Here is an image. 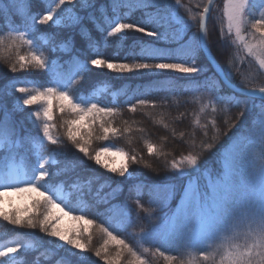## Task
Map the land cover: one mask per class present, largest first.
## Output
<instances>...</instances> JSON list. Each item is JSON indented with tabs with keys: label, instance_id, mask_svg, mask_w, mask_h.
Wrapping results in <instances>:
<instances>
[{
	"label": "trees",
	"instance_id": "obj_1",
	"mask_svg": "<svg viewBox=\"0 0 264 264\" xmlns=\"http://www.w3.org/2000/svg\"><path fill=\"white\" fill-rule=\"evenodd\" d=\"M58 2L59 0H0V29H3L0 31V39H3V43L0 44V119L7 116L10 126L15 129L16 138L23 141L17 151L21 155L31 153L30 158L33 162L36 160L35 153L39 151L38 146L42 141V154L49 159L47 167L53 173L50 186L54 184L55 190L65 195L67 201L71 203L74 217L84 215L87 219L94 220L95 224L88 225L80 220L79 227L72 233L73 238H79L89 247V250L83 254V259H80L75 254L79 250L62 243L58 238L50 237L47 233L40 232L38 228L30 229L26 226L9 224L0 217V250L17 244L21 246L16 253L0 258V264H105L101 257H96L94 254L97 249L101 250L102 255L104 254L107 237L100 231L101 224L143 255L148 264H166V262L159 255H152L151 252L143 253L141 245L151 249L152 252L156 247H161L166 254L176 255L179 258L175 264H180V259L184 264H188L191 256L185 250H177L174 244L161 246L158 238L139 239L142 227L147 230L152 223H159L161 215L159 204L167 192L161 189L152 198L154 202L150 203L147 189H144L139 197L136 190L129 189L130 187L138 189L140 184L154 185L169 182L167 178L171 177L173 172L171 161L174 159L179 161L182 156L189 154L200 157L201 168L196 174L198 177L196 182L201 187L205 186L206 176L214 179L220 170L219 152L229 146L226 144L227 136L224 133L233 135L236 130L230 131L229 128L232 123H236L240 126V131L246 134L253 126L259 109L246 113L239 119L237 117L240 109L231 105H215L216 111H213L208 93L203 89L199 91L196 89L197 82L219 80L202 52L197 57L196 63L205 71L192 74L156 69L140 70L139 73L118 72L109 70L106 66H93L90 60L100 58L113 63L128 64L187 61L190 65L191 61L187 55H165L156 59H144L139 55L140 49L137 48L141 42L145 44L151 42L158 48L175 49L177 47L175 43L157 40L131 30L113 37H107V32L117 20L141 23L149 31L155 29L166 35L169 41L182 37L180 42H187L190 46V38L199 33V17L207 0H180L179 6L176 0H159V8L143 10L133 4L132 8L122 7L116 12L112 11L108 0H98L97 7L100 3H104L106 7L103 14L99 11L95 13L97 17L95 24L84 19L71 27H65L69 23L67 18L73 14L85 16L86 12L81 11L79 3L62 6L63 11H61L56 7ZM224 2L225 0L215 2L207 20L205 35L208 47L225 71H229L231 61L232 84L235 86L241 84V72H243L250 79L248 88L264 87V70H260L255 59L249 57L242 49L239 50L237 57L238 49L231 44L234 34L231 37L227 36V23L223 19ZM51 9H56L60 13V23L56 24L53 21H49L47 25L37 23L36 30L29 29L34 40L33 46L30 47L19 40L16 32H10V29L25 30L26 14L36 15L38 19ZM146 13L151 14L150 21ZM222 28L225 36H221ZM252 31L249 25L243 34L246 38H250L249 33ZM69 40L71 43L68 46L72 48L73 53H78L80 60L89 62V71L79 78V82L72 89V94L77 96L83 93L84 99L89 102L118 109L116 115L106 119L111 120L112 126L120 129L121 132L116 136L110 134L109 139L104 140L99 138L102 136L99 124L94 125L93 135L88 144L89 154L95 155L101 147L112 144L122 148L129 155H136L139 162L136 164L129 162V172H135L132 179H126V175L121 177L118 173L108 174L102 167L96 165L94 160L77 150L67 138L65 122L76 118L68 111L61 112L58 105L55 107L53 119L49 123L53 125L51 134L58 143L51 144L43 138V117L37 120L33 115L35 111H42L43 105L25 107L22 104V99L29 93L34 94L37 89L42 91L44 87L53 85L49 82L46 69L33 67L21 69L17 63V56L29 55L30 51L42 52L45 58L59 60L63 64L69 59V53L62 49L61 45L67 44ZM53 48L55 51H51ZM13 64H16L15 72L11 71ZM20 87L27 88L28 93L17 91ZM224 91L228 92L229 89L225 88ZM140 100L148 103L141 105ZM259 102L257 99L256 103ZM132 105H136L135 112L130 111ZM222 107H227V111H221ZM125 128L131 130L125 133L123 131ZM82 134L86 135V133ZM25 137H30L31 143L24 140ZM214 137L216 139H213ZM240 139L241 136L237 134L233 143L239 142ZM146 142L155 145L158 154L149 155ZM203 143H212L213 148L205 150L202 147ZM182 167L187 168V164H183ZM89 181H91V191L95 193L99 190L100 196L115 189L116 196L111 203L126 206L132 222L129 223L119 210L106 212L109 205H97L96 197L82 196L81 190L88 192ZM185 184H187L186 179L178 181L177 192L168 201L169 207L173 210L179 203V189ZM36 198H38L36 193H9L4 197V203L0 207L9 211L19 209L22 217L26 218V215L32 213H25V210ZM138 199L140 204L152 211L151 220L137 207ZM54 212L56 215L57 209ZM98 212L104 215H99ZM137 214L139 220L136 219ZM84 229L88 231L84 232ZM79 233L83 235H78ZM118 250L115 243L110 241L107 247L109 257H114ZM192 255L198 256L199 253ZM130 259L131 257L124 251L121 264H127ZM200 264H210V262L201 261Z\"/></svg>",
	"mask_w": 264,
	"mask_h": 264
},
{
	"label": "snow or ice",
	"instance_id": "obj_2",
	"mask_svg": "<svg viewBox=\"0 0 264 264\" xmlns=\"http://www.w3.org/2000/svg\"><path fill=\"white\" fill-rule=\"evenodd\" d=\"M79 3L81 11L86 12L85 16L70 15L69 21L65 27H71L75 23H79L84 19L92 21L94 24L97 17V11L102 14L105 11V4L100 3L97 7L98 0H59L57 8L63 11L62 6ZM180 0H176L179 6ZM108 4L113 12L122 7H136L147 10L149 8H159V0H108ZM259 10V18H256V12ZM213 11V0H208V5L203 8V12L199 17V24L202 30L206 27V21L210 18ZM149 21L152 19L151 14ZM61 15L56 9L47 11L46 14L37 19L36 15H25V30L10 29V32H16L18 39L30 47L34 45L29 29L36 30L37 23L39 25H47L49 21L60 23ZM223 19L227 22V36L234 34L231 44L239 50H243L249 57L255 59L260 70H264V0H225L223 5ZM251 26L252 32L249 33L250 38H246L243 34L248 26ZM3 29H0L2 31ZM99 30V29H98ZM128 30L137 33H144L148 37H154L157 40H163L169 43H175V49L158 48L151 42L137 45L140 49L139 55L144 59H156L167 56L187 55L191 61L190 65L187 61L179 63H155L146 62L113 63L100 58L90 60L93 66H106L109 70L118 72L139 73L140 70H173L181 73H201L205 69L196 63V59L201 52L210 56V51L206 39V35L194 34L190 38L191 44L187 42L181 43L182 39L168 40L166 35L161 34L157 30H147L141 23H127L117 20L111 30L107 32V37H113L117 34H125ZM28 36L29 38H25ZM221 36H225L224 29H221ZM106 39V38H105ZM3 39H0V44ZM70 40L67 44H62L61 48L69 53V59L63 64L59 60H51L45 58L43 53L30 51L29 55H18L17 63L21 69L33 67L36 69H46L53 86L44 87L43 90L37 89L34 94L29 93L22 99L25 107L42 104V111H35L37 120L43 117L42 133L51 144H57L58 140L51 134L53 125L49 123L53 119V111L58 105L61 112L68 111L76 117L66 121L67 138L71 141L80 153L95 161L96 165H100L109 172L117 173L126 179H132L135 172H129V162L138 163L136 155H129L123 149L115 148V152L125 157L124 163L120 168L111 167L104 163L101 159L103 154L113 151V146L107 145L97 150L95 155L90 156L88 144L93 135V126L99 124V129L104 140L109 139V135H118L121 130L113 127L111 120L106 119L117 114L118 109L114 107H103L96 102H89L84 99V94L79 93L77 96L72 94V89L79 82V78L89 71V62L80 60L78 53H73L69 47ZM187 48V50H186ZM55 51V48L51 49ZM135 52V50H133ZM214 62V57H211ZM67 65V70H65ZM232 63H229V71L223 68L219 70L221 80H212L210 82H197L196 89H203L209 95V103L213 105V111H216L215 105L237 107L240 109L237 119L243 117L246 113H252L255 109H259L253 121V126L248 132L242 133L240 126L236 123L230 125L229 130L235 129L233 135L229 136L227 132L226 144L232 145L219 152L220 170L215 178L207 177L208 183L201 187L195 181L198 178L197 173L200 171L201 164L198 155L189 154L182 156L179 161H171V169L173 170L171 177H168L167 183L163 184H140L138 189L130 187V191L136 190L137 197L143 194V190L147 189L150 197V203L156 193L161 189L167 192V195L160 201L159 223H152L151 227L145 230L141 228L140 240L145 238L157 239L161 246L174 244L177 250H185L191 256L188 264H200L210 262V264H264V87L259 89H250L249 76L241 72V84L233 86L230 82ZM11 71H16V64L11 66ZM239 71V69H237ZM229 89L225 92L224 89ZM20 93H28V89L20 87L17 89ZM259 99V104L256 103ZM141 105L148 102L140 100ZM154 106V105H153ZM130 111H136V105L130 107ZM221 111H227V107H222ZM84 122V123H82ZM198 123V121H197ZM215 126V121H213ZM167 127V125H165ZM247 128V125L245 126ZM131 129L125 128L123 131L129 132ZM82 133H86L82 134ZM239 134L241 139L239 142L233 143L235 136ZM183 135V133L181 134ZM205 135L207 133L205 132ZM15 129L9 124L7 116L0 119V205L4 203V197L9 193H36V199L25 210V213L31 212V215L22 217L20 210L9 211L4 207H0V217L12 225L26 226L30 229H39L42 233H47L50 237L58 238L65 242L66 245L79 250L75 253L80 259L83 254L89 250L87 243H82L79 238H70L61 232L58 227L59 217L55 215L54 210L59 209L63 215H68L71 208H68L66 197L58 190L55 185L51 184L53 173L47 165L49 159L42 154V141L38 146L39 151L35 153L36 160H31V153L21 155L17 149L21 147L22 140L16 138ZM213 139H216L214 137ZM24 140L31 143L30 137ZM149 155L158 154L155 145L146 142ZM205 150L213 148L212 143H203ZM187 164V168L182 167ZM150 166V165H149ZM244 174V180H238L237 177ZM187 180V184L179 189V203L175 210L169 207L168 201L172 199L177 192V182ZM88 192L81 190L82 196L91 195L96 197V204L109 205L106 212L119 210L129 223L132 222L131 214L127 211L126 206H120L111 203L116 196V190L107 193L104 196L99 195V190L95 193L91 191V181L88 182ZM103 187V185H101ZM59 199V202H58ZM61 204L64 207H61ZM137 207L147 214L149 220L152 218V211L145 208L143 204L137 200ZM68 208V211L64 209ZM41 209L43 212L41 213ZM167 209V210H166ZM154 211V210H153ZM99 215H104L98 212ZM42 216V218H41ZM73 219L85 221L88 225H94L95 221L87 219L84 215H77ZM140 219L139 214L136 217ZM87 232L88 229H84ZM100 231L103 232L107 239L104 244V254L100 249L95 251L96 257H101L105 264H121L123 252L126 251L131 257L127 264H148V261L138 253L133 247L115 235L103 224L100 225ZM78 235H83L79 233ZM91 236L88 241L90 243ZM114 242L119 249L114 257H109L107 247L109 242ZM21 246L5 247L0 250V258L14 254ZM142 247L143 253L159 255L164 259L166 264H175L179 259L176 255H168L161 247H156L155 251ZM199 253L198 256L192 255ZM180 264L184 261L180 259Z\"/></svg>",
	"mask_w": 264,
	"mask_h": 264
},
{
	"label": "rangeland",
	"instance_id": "obj_3",
	"mask_svg": "<svg viewBox=\"0 0 264 264\" xmlns=\"http://www.w3.org/2000/svg\"><path fill=\"white\" fill-rule=\"evenodd\" d=\"M256 18H259V10H258V13L256 14ZM227 23V22H226ZM236 143V142H234ZM111 146H113V151L109 152V153H106V154H103L101 159L104 163H107L109 164L111 167H115V168H120L121 165L124 163L125 161V157L122 156L121 154L119 153H116L115 152V148H120V147H117L115 145H112L110 144ZM107 146V145H106ZM232 145H229L228 148H230ZM104 147V146H103ZM101 147V148H103ZM100 148V149H101ZM122 149V148H120ZM100 166V165H99ZM102 167V166H100ZM108 174H113L112 172H109L107 169H105L104 167H102ZM118 173V172H117ZM127 176V173L125 174ZM208 176H206V184L208 183V179H207ZM246 178V176L244 174H240L238 175L237 179L238 180H244ZM196 182V181H195ZM197 183V182H196ZM205 184V185H206ZM62 194V193H61ZM64 197L65 195L62 194ZM58 202H59V199H58ZM66 202L68 203V208H71V203H69L66 199ZM61 207H64L63 204H61ZM68 208H65L64 210L65 211H68ZM57 217H59V220H58V227L60 228L61 232L65 235H68L70 238H73L72 237V233H74V231L79 227L80 223L73 219L74 217V213H73V209L72 211L69 212L68 215H63L59 209H57V214H56ZM82 225L85 223H83V221H81ZM62 243L65 244V242L61 241Z\"/></svg>",
	"mask_w": 264,
	"mask_h": 264
},
{
	"label": "water",
	"instance_id": "obj_4",
	"mask_svg": "<svg viewBox=\"0 0 264 264\" xmlns=\"http://www.w3.org/2000/svg\"><path fill=\"white\" fill-rule=\"evenodd\" d=\"M217 0H213V6H214V4H215V2H216ZM208 5V0H207V2H206V4H205V6H207ZM204 6V7H205ZM203 12V11H202ZM208 20V19H207ZM206 23H207V21H206ZM201 33H203V34H205V29L204 30H202L201 28H200V24H199V33L198 34H201ZM209 51H210V56H208V55H206L205 53H203V55H204V57H205V59L208 61V63L210 64V66H211V68H212V70H213V72L218 76V78H219V80H221V76H220V74H219V70L221 69V66H220V64L217 62V60H216V58L214 57V55L212 54V52H211V50L209 49ZM211 57H214V62L211 60ZM232 84V83H231ZM233 86H235L234 84H232ZM253 89H259V88H253Z\"/></svg>",
	"mask_w": 264,
	"mask_h": 264
}]
</instances>
